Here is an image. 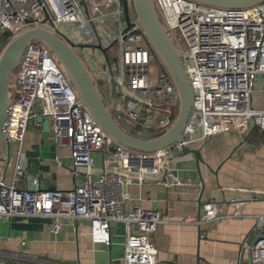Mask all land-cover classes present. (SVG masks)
<instances>
[{"label": "built area", "instance_id": "built-area-1", "mask_svg": "<svg viewBox=\"0 0 264 264\" xmlns=\"http://www.w3.org/2000/svg\"><path fill=\"white\" fill-rule=\"evenodd\" d=\"M154 2L182 52L194 92L184 139L155 152L117 143L82 105L47 45L31 41L12 78L3 147L23 144L31 122L41 115L50 121L55 144L70 148L72 172L82 176L83 182L68 191L45 190L40 188L38 176L16 168L11 184L0 181V222L5 218H50L49 229L57 234L64 219L89 220L93 244L106 245L111 243L112 224L123 223L127 229L124 264H158L151 235L166 220L154 210H124L132 178L153 177L166 187L190 184L175 175L171 164L196 136L226 132L245 136L252 125L264 133V108L254 103L255 94L264 86V1L247 8L215 7L194 0ZM135 19L131 14L132 22ZM65 24L74 26L72 33L61 30ZM36 27L62 34L78 49H107L105 56L92 48L100 52L107 75L99 89L135 132H164L174 124L181 108L177 87L142 28L126 27L122 0H0V46ZM110 55H116L117 65ZM145 115L148 118L142 124ZM99 152L104 154L102 167L97 164ZM251 193V200L264 195L255 189ZM246 204L235 198L232 216H242ZM224 218L208 202L199 215H187L182 223H218ZM263 222L261 216L259 228ZM131 226L137 230L132 232ZM246 251L250 264H264V234L243 242L241 260Z\"/></svg>", "mask_w": 264, "mask_h": 264}, {"label": "crops", "instance_id": "crops-1", "mask_svg": "<svg viewBox=\"0 0 264 264\" xmlns=\"http://www.w3.org/2000/svg\"><path fill=\"white\" fill-rule=\"evenodd\" d=\"M82 57L93 79L104 84L103 63L89 53ZM39 124L36 119L31 122L25 141L12 146L10 157L7 148H1L0 181L11 184L14 171L20 168L38 176L41 189H73L83 177L72 172L70 148L57 146L52 131L44 132ZM188 147L200 151L202 162L193 153L180 152L171 166L177 177L190 184L166 187L153 177L142 181L134 177L126 188L129 199L124 210L141 207L165 218L151 235L158 264H250L249 251L242 260L239 257L247 238L264 234V222L258 227L264 216V195L251 200V190L264 191V133L252 125L245 136L236 132L196 136ZM103 155L96 156L100 167ZM237 197L247 201L240 217L232 216ZM208 202L225 218L201 225L182 223L187 215H199ZM51 222L43 217L3 219L0 264H124L127 229L123 223L112 224L111 243L106 245L93 244L89 220L64 219L57 234L50 231Z\"/></svg>", "mask_w": 264, "mask_h": 264}, {"label": "water", "instance_id": "water-1", "mask_svg": "<svg viewBox=\"0 0 264 264\" xmlns=\"http://www.w3.org/2000/svg\"><path fill=\"white\" fill-rule=\"evenodd\" d=\"M206 5L222 8H247L264 0H194ZM124 20L127 28L138 25L142 28L158 58L163 62L172 76L180 95L181 108L174 124L166 131L159 133L135 132L127 125L113 109L112 105L99 89L91 76L77 45L62 34L55 33L45 27L30 28L12 39L0 56V150L4 146L6 137V122L10 109V87L13 71L18 67L27 44L39 40L44 42L52 52L66 76L77 92L82 105L96 120L99 126L117 143L143 152H155L165 147L181 142L185 137L186 128L193 112L194 92L189 80L186 63L175 40L168 33L162 22L154 0H122ZM46 20L49 14L45 9ZM131 14L135 15L134 22ZM105 56L107 49L102 46H93ZM108 67L111 65L108 63ZM113 94L116 91V82L112 80ZM38 123L42 124L44 132H50L48 119L38 115ZM189 138V136H186ZM8 155L11 154V145L6 143ZM193 153L197 162H202L201 153L196 149L184 147L181 154Z\"/></svg>", "mask_w": 264, "mask_h": 264}, {"label": "rangeland", "instance_id": "rangeland-1", "mask_svg": "<svg viewBox=\"0 0 264 264\" xmlns=\"http://www.w3.org/2000/svg\"><path fill=\"white\" fill-rule=\"evenodd\" d=\"M73 29H74V26H73V25H70V24H65V25H62V26H61V30H63V31H64L65 33H67V34L72 33V32H73ZM5 37H6V36H5ZM8 43H9V41H8L7 43L2 44V45L0 46V56H1L2 52L4 51V49L6 48V46L8 45ZM77 51L79 52V54L81 55V57H82V55L85 54V53H87V54H88V53L91 54V56L95 57V58L98 60V62L103 63V66H104L103 58H102L100 52H98L97 50L92 49V48L89 49V48H87L86 46H84L83 48H80V49L77 50ZM82 58H83V57H82ZM110 59L112 60V62H113L114 65H117V64H118V60H117L116 55H114V56H111V55H110ZM83 60H84V58H83ZM17 68H18V67H16L15 70L13 71L12 78H13L14 75L16 74ZM153 70H154V69H153ZM98 83H99V82H98ZM98 83L96 82L97 85H98ZM99 85H101V84L99 83ZM254 103H255L256 105L264 106V86L260 87V88L258 89L257 93L255 94V96H254ZM147 118H148V115L143 116V118L141 119L140 122H141L142 124H145V122L147 121Z\"/></svg>", "mask_w": 264, "mask_h": 264}, {"label": "trees", "instance_id": "trees-1", "mask_svg": "<svg viewBox=\"0 0 264 264\" xmlns=\"http://www.w3.org/2000/svg\"><path fill=\"white\" fill-rule=\"evenodd\" d=\"M5 36H6V37H5ZM5 36H4V40H8V35H5Z\"/></svg>", "mask_w": 264, "mask_h": 264}, {"label": "flooded vegetation", "instance_id": "flooded-vegetation-1", "mask_svg": "<svg viewBox=\"0 0 264 264\" xmlns=\"http://www.w3.org/2000/svg\"><path fill=\"white\" fill-rule=\"evenodd\" d=\"M86 47L89 48V49H91L90 46H86ZM77 50H79V49L77 48Z\"/></svg>", "mask_w": 264, "mask_h": 264}]
</instances>
